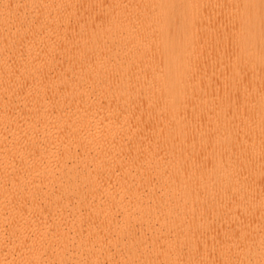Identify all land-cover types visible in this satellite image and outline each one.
<instances>
[{"label":"bare ground","instance_id":"6f19581e","mask_svg":"<svg viewBox=\"0 0 264 264\" xmlns=\"http://www.w3.org/2000/svg\"><path fill=\"white\" fill-rule=\"evenodd\" d=\"M0 264H264V0H0Z\"/></svg>","mask_w":264,"mask_h":264}]
</instances>
